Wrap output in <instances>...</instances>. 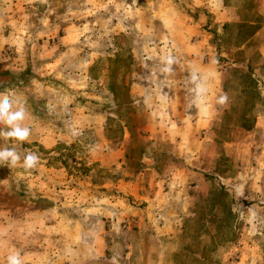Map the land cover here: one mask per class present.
<instances>
[{
	"label": "rangeland",
	"instance_id": "obj_1",
	"mask_svg": "<svg viewBox=\"0 0 264 264\" xmlns=\"http://www.w3.org/2000/svg\"><path fill=\"white\" fill-rule=\"evenodd\" d=\"M225 1L251 16L245 2L254 0ZM226 8L219 0H0V93L21 101L30 129L26 141L0 138L21 156L0 163V264L12 253L23 264H264V133L243 131V118L227 112L213 137L231 148L167 152L132 99L137 83L144 92L161 86L160 49L180 44L172 34L185 17L201 28L192 41L213 48L202 59L230 70L220 48L243 38L213 24L212 10L230 15ZM28 152L39 156L31 169ZM179 160L202 186L188 184L172 210L162 197L160 211L133 213L148 201L121 184ZM73 252L84 254L66 260Z\"/></svg>",
	"mask_w": 264,
	"mask_h": 264
},
{
	"label": "crops",
	"instance_id": "obj_2",
	"mask_svg": "<svg viewBox=\"0 0 264 264\" xmlns=\"http://www.w3.org/2000/svg\"><path fill=\"white\" fill-rule=\"evenodd\" d=\"M219 1L222 6L227 7L225 11L230 15L221 12L220 16L219 11L212 10L215 13L213 24L220 32L226 27L231 30L233 37L243 38L234 48H220L230 58V70L220 72L211 59L209 62L202 59L204 52L213 55V48H201L192 41L195 32L201 28L190 16L185 17V21L180 20L177 33L172 34V37L176 35L180 44L173 43L172 48L160 49L167 56V62L163 66L164 76L159 79L162 80L161 86H151L144 92L137 83L132 95L133 104H143L147 116L145 126L152 134L151 138H155L157 142L163 137L167 144H172L167 146V152L173 150V144L182 150H197L204 148L206 144L211 148L219 145L226 149L231 148L236 143L214 138L217 132L214 128L215 122L227 112L243 118V131L264 133V0H254L251 4L245 2L247 9L251 10L249 17L241 16L242 8L239 6L230 10V6L225 5V0ZM220 17L224 20L219 21ZM148 49L159 51L158 48ZM152 50L149 51L150 56ZM195 52L199 54L197 57L192 56ZM150 56L149 60L152 61ZM156 68V65H150L149 71ZM148 80L151 81V77ZM259 144L262 146L264 139ZM187 153L184 152L181 157L185 158ZM152 169L153 172H140L136 179L133 177L131 181L121 184L125 190L148 201L143 208L133 212L135 214H144L149 207L152 212L160 211L157 206L160 205L162 197L165 200L161 204L169 201L166 207L170 205L169 210H172L175 204L178 205L176 199L182 200V196L187 194L188 184L197 180L199 184L194 187H201L203 184L201 177L198 178L199 173L190 170L186 161L179 160L167 169L156 164ZM144 181L147 183H143ZM144 190L147 191V196L143 195ZM83 254L73 252L66 260ZM88 255L84 256V260L90 259Z\"/></svg>",
	"mask_w": 264,
	"mask_h": 264
},
{
	"label": "clouds",
	"instance_id": "obj_3",
	"mask_svg": "<svg viewBox=\"0 0 264 264\" xmlns=\"http://www.w3.org/2000/svg\"><path fill=\"white\" fill-rule=\"evenodd\" d=\"M25 118L26 109L21 101L10 94L0 93V124L7 126V130L0 128V138L26 141L30 135V129L22 125ZM20 160L21 156L14 147H0V163L8 161L11 165H15ZM38 162L39 156L33 152L23 156V166L26 169L34 168ZM7 264H23V259L19 253H12L7 257Z\"/></svg>",
	"mask_w": 264,
	"mask_h": 264
},
{
	"label": "built area",
	"instance_id": "obj_4",
	"mask_svg": "<svg viewBox=\"0 0 264 264\" xmlns=\"http://www.w3.org/2000/svg\"><path fill=\"white\" fill-rule=\"evenodd\" d=\"M209 57H210V56H209ZM222 67H223V68H226V67H224V65H222Z\"/></svg>",
	"mask_w": 264,
	"mask_h": 264
}]
</instances>
